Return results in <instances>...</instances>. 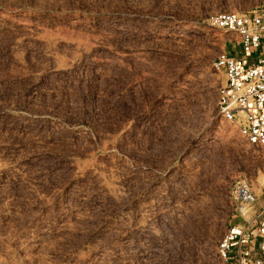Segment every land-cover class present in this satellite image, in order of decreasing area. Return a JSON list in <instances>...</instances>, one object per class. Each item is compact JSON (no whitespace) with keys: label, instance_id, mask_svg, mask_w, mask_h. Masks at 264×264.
I'll use <instances>...</instances> for the list:
<instances>
[{"label":"rangeland","instance_id":"obj_1","mask_svg":"<svg viewBox=\"0 0 264 264\" xmlns=\"http://www.w3.org/2000/svg\"><path fill=\"white\" fill-rule=\"evenodd\" d=\"M263 3L0 0V264H223L264 147L220 112L213 18Z\"/></svg>","mask_w":264,"mask_h":264},{"label":"built area","instance_id":"obj_2","mask_svg":"<svg viewBox=\"0 0 264 264\" xmlns=\"http://www.w3.org/2000/svg\"><path fill=\"white\" fill-rule=\"evenodd\" d=\"M213 23L239 35L238 41L231 39L237 53L223 49L215 58L216 67L226 75L219 89L220 112L247 142L264 147V3L251 11H223ZM235 198L242 210L253 206L256 193L244 182L237 185ZM254 213L253 219L229 227L220 239L223 264H264V205Z\"/></svg>","mask_w":264,"mask_h":264},{"label":"bare ground","instance_id":"obj_3","mask_svg":"<svg viewBox=\"0 0 264 264\" xmlns=\"http://www.w3.org/2000/svg\"><path fill=\"white\" fill-rule=\"evenodd\" d=\"M193 28L190 26V25H188V24H185V25H183L182 26V29H181V32H188V31H191ZM204 29L202 28V27H199V28H197L196 30H195V32L196 33H199V32H202ZM46 50V49H45ZM50 51V50H49ZM50 52H53V51H50ZM4 141V140H3ZM250 144V143H249ZM249 148V147H248ZM2 152V151H1ZM0 152V153H1ZM7 154V153H6ZM1 155V154H0ZM4 157V156H3ZM2 157V158H3ZM6 157V156H5ZM2 158H0V159H2ZM18 159V158H17ZM16 159V160H17ZM10 160V159H9ZM12 160V159H11ZM13 161V160H12ZM18 161V160H17ZM23 161V160H22ZM6 162H7V159H6ZM5 162V163H6ZM1 163V162H0ZM14 163H15V161H14ZM2 164V163H1ZM9 164V163H8ZM11 164V163H10ZM16 164V163H15ZM21 164V163H20ZM19 164V165H20ZM12 165V164H11ZM16 165H18V164H16ZM77 165H78V163H77ZM5 166V165H4ZM24 166V165H23ZM98 166V165H97ZM96 166V167H97ZM13 167H14V165H13ZM15 167H17V166H15ZM79 167V166H78ZM93 167V166H92ZM92 167H91V169H92ZM95 167V166H94ZM101 167V166H100ZM2 168V166L0 165V170H2L1 169ZM11 168H12V166H11ZM19 166H18V169L17 170H19ZM3 169H4V167H3ZM9 169V168H8ZM94 169H96V168H94ZM97 169L99 170V168L97 167ZM11 170V169H10ZM21 170V169H20ZM102 170V169H101ZM6 171V170H5ZM13 171V170H12ZM23 171V170H22ZM26 171V170H25ZM96 171V170H95ZM95 171H93L94 173H95ZM100 171V170H99ZM3 172V171H2ZM7 172V171H6ZM15 172H16V170H15ZM1 173V172H0ZM17 173V172H16ZM19 173H21V172H19ZM18 173V174H19ZM100 173H101V171H100ZM108 173V172H107ZM96 174V173H95ZM2 175V174H1ZM8 175V174H7ZM11 175V174H10ZM14 175V174H13ZM98 176V175H97ZM24 177V176H23ZM100 177V176H99ZM98 177V178H99ZM105 179V178H104ZM114 179V178H113ZM106 181V180H105ZM110 184V183H109ZM29 185V184H28ZM112 185V184H111ZM30 186V185H29ZM28 186V187H29ZM105 186V185H104ZM33 187V186H32ZM107 187V186H106ZM106 187H105V190H106ZM111 186H109V188H110ZM101 189V188H100ZM113 189H115V188H113ZM112 189V190H113ZM110 191H111V189H109ZM3 191V190H2ZM2 191H0V192H2ZM114 192H115V190H114ZM2 194V193H1ZM112 196V195H111ZM10 205V204H9ZM6 208V207H5ZM158 210V209H157ZM154 212V211H153ZM125 219V218H124ZM125 222V221H124ZM40 238V237H39ZM38 237H35L34 235H33V237H31V238H29L28 237V239L27 240H25V242H23L24 244H23V246L25 247V248H33V247H37L38 246V244L40 243V239H39ZM41 240L43 241V239L41 238ZM22 249V248H21ZM9 253H12V251L11 252H9ZM8 253V254H9ZM15 254V253H14ZM12 258H15V257H12ZM11 258V259H12ZM16 260V259H15Z\"/></svg>","mask_w":264,"mask_h":264},{"label":"crops","instance_id":"obj_4","mask_svg":"<svg viewBox=\"0 0 264 264\" xmlns=\"http://www.w3.org/2000/svg\"><path fill=\"white\" fill-rule=\"evenodd\" d=\"M226 51L229 52V51H228V48H226Z\"/></svg>","mask_w":264,"mask_h":264}]
</instances>
